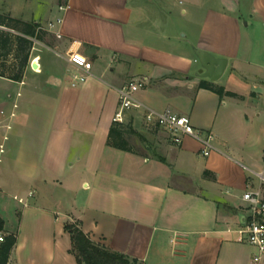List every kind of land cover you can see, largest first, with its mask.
Here are the masks:
<instances>
[{
	"label": "crops",
	"instance_id": "0c3cea01",
	"mask_svg": "<svg viewBox=\"0 0 264 264\" xmlns=\"http://www.w3.org/2000/svg\"><path fill=\"white\" fill-rule=\"evenodd\" d=\"M33 16L19 19L43 39L32 38L22 81L0 77L15 86L0 97V216L17 235L8 264H78L73 222L139 264H264L237 233L251 171L264 168V0H55ZM196 49L227 60L219 80L197 75ZM71 52L92 62L83 82ZM131 81L144 82L135 97L149 108L212 134L209 155L192 137L173 143L142 109L117 122L132 151L109 145L117 89Z\"/></svg>",
	"mask_w": 264,
	"mask_h": 264
},
{
	"label": "trees",
	"instance_id": "16d2710c",
	"mask_svg": "<svg viewBox=\"0 0 264 264\" xmlns=\"http://www.w3.org/2000/svg\"><path fill=\"white\" fill-rule=\"evenodd\" d=\"M0 59L12 58L13 62L0 63V77L12 81H22L25 71L29 66V59L33 48L32 38L42 40V32L38 24L25 22L10 15H0ZM199 88L210 90L220 97H238L231 91H226L224 87L217 86L211 82L202 80ZM128 130L115 122L110 130L108 144L126 151H132L126 139ZM207 179L215 180V174L205 171ZM65 230L71 235V253L76 257L78 264H139L135 258H130L123 253H119L107 248L104 245L95 243L88 234L80 227V222L66 223ZM0 264H8L13 248L17 243V235L8 232L5 228V221L0 216Z\"/></svg>",
	"mask_w": 264,
	"mask_h": 264
},
{
	"label": "built area",
	"instance_id": "2783aa9c",
	"mask_svg": "<svg viewBox=\"0 0 264 264\" xmlns=\"http://www.w3.org/2000/svg\"><path fill=\"white\" fill-rule=\"evenodd\" d=\"M64 9V7H60ZM61 21L58 20L57 23ZM53 27V24H50ZM61 37L60 34H57ZM67 61L78 71L82 72L81 75H75L74 79L78 82L85 81L86 75L92 70V62L86 56L79 52H71L67 56ZM36 70V69H33ZM24 83L21 82V85ZM144 86L142 81H131L124 86L117 89L119 95V110L114 116L115 122L124 121V112L129 109H142L145 112L146 121L149 124H154L158 127L165 129L170 139L175 144H180L185 136H189L199 141L203 146V154L209 155L210 151L214 149L212 144L213 135L202 132L194 127L190 118L181 116L171 110L162 112L153 110L136 99L135 93ZM21 94L18 92L17 96ZM17 103H14L13 108H17ZM15 116L11 114V118ZM6 129L10 128L9 124L4 125ZM251 174L257 178L258 186H249L242 194V201L247 215L244 222L237 230L239 235L238 241L244 244H249L257 248V254L253 261L259 263L264 255V168L259 171H251ZM29 196H32L30 193ZM20 203H24L19 199ZM0 241L3 238L0 237Z\"/></svg>",
	"mask_w": 264,
	"mask_h": 264
},
{
	"label": "rangeland",
	"instance_id": "374dc122",
	"mask_svg": "<svg viewBox=\"0 0 264 264\" xmlns=\"http://www.w3.org/2000/svg\"><path fill=\"white\" fill-rule=\"evenodd\" d=\"M55 0H0V15H10L13 18L19 19L22 16L23 17H30L31 15H34L33 19H37L40 16L38 14H42L46 11L47 7L54 3ZM63 1V0H61ZM209 7V2L207 3V6L201 10L200 12L204 13L207 11V8ZM181 8L182 6H178L174 8V11H172L174 18L180 19L181 18ZM217 8V7H216ZM35 23V22H34ZM50 24H53L50 22L47 26L51 27ZM4 27L0 26V29H3ZM44 31H42L43 33ZM47 37V36H45ZM7 62L9 65L13 62L12 58L4 59L1 57L0 63ZM15 86L10 81L0 78V97L3 94L9 93L11 95L15 94ZM134 143L138 147L139 141L134 138ZM139 148V147H138ZM3 200H7L8 197L6 195H2Z\"/></svg>",
	"mask_w": 264,
	"mask_h": 264
},
{
	"label": "water",
	"instance_id": "95a60500",
	"mask_svg": "<svg viewBox=\"0 0 264 264\" xmlns=\"http://www.w3.org/2000/svg\"><path fill=\"white\" fill-rule=\"evenodd\" d=\"M195 54L201 66L197 75L200 78L210 79L212 81L219 80L225 71L227 60L225 58H217L202 49H196ZM33 68H36V65Z\"/></svg>",
	"mask_w": 264,
	"mask_h": 264
}]
</instances>
